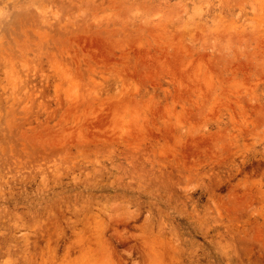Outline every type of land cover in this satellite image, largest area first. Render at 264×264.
Masks as SVG:
<instances>
[{
	"label": "rangeland",
	"instance_id": "1",
	"mask_svg": "<svg viewBox=\"0 0 264 264\" xmlns=\"http://www.w3.org/2000/svg\"><path fill=\"white\" fill-rule=\"evenodd\" d=\"M0 264H264V0H0Z\"/></svg>",
	"mask_w": 264,
	"mask_h": 264
}]
</instances>
